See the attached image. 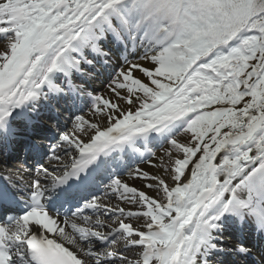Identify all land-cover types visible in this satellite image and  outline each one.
Masks as SVG:
<instances>
[{"label": "snow or ice", "instance_id": "obj_1", "mask_svg": "<svg viewBox=\"0 0 264 264\" xmlns=\"http://www.w3.org/2000/svg\"><path fill=\"white\" fill-rule=\"evenodd\" d=\"M199 5L200 25L169 45L129 0H0V144L38 97L76 116L30 181L0 180V264H208L243 184H264V0ZM101 26L154 67L126 64L86 118L87 89L53 73L87 79L77 53H100Z\"/></svg>", "mask_w": 264, "mask_h": 264}, {"label": "bare ground", "instance_id": "obj_2", "mask_svg": "<svg viewBox=\"0 0 264 264\" xmlns=\"http://www.w3.org/2000/svg\"><path fill=\"white\" fill-rule=\"evenodd\" d=\"M104 34H107V32L104 31ZM116 37H118V41H117L118 44L116 42L112 41V40L106 39L105 44L108 45V49L106 47H101L102 46L101 44H102V41H103L102 39L101 40L99 39L97 41L95 40L93 42L95 47H98L101 50L100 53H101L102 57L105 58L103 63L107 64V65H110L111 67H109V68H112V69L117 66V63H118L119 59L122 58L121 57L122 50H120L119 46H121V47L123 46L124 49L128 50L129 56H130V54H131V56L133 55L132 57H129L128 60L138 59L142 55V50H139V49H137L135 47L126 46L121 41L119 33H116ZM88 48H86L85 50H81L80 49V51H79L80 54L85 59H87L88 61H92L93 59H96V58H98V60L102 58L97 52H95L94 50H90ZM89 52H91V53H89ZM132 52H133V54H132ZM119 53H120V56L118 55ZM86 56L87 57L90 56V57L87 58ZM142 61L145 62V60H142ZM103 63L102 64L101 63L95 64L93 62L92 63V66H93L92 68L93 69H90L91 64L83 63V65L80 68H83L86 72L91 73V75L89 76L88 79L93 80V81L82 82L81 84H79V87L86 88L87 91L89 93H91V94H92V92L93 93H102V94L105 93L106 90L110 87L111 83L115 82V77L120 73V72H118V69H122V70L124 69V67H125L124 63L125 62H122V63L119 64V67L117 68L115 75L112 78H109L110 79L109 81H108V78H102L103 77V72H106L105 71L106 67L103 66ZM122 64H124V65H122ZM140 64L145 66L144 63H140ZM74 73H76V72H74V71L73 72H67V75L70 76L71 79H72V78H75V77H73V76L76 75ZM134 75L137 78L141 79L142 82H145V80L142 77V73H140L139 71H135ZM62 78H64V76H62ZM56 79L57 78H54V83H55ZM66 80L64 79V81H66ZM35 102H38V101H35ZM35 102L34 101L26 102L25 107L27 106L28 109H31V107L36 106ZM89 106H90L89 102H84L83 107L86 108V112H84L82 114H84L86 118H89V113H88ZM69 112L70 111H67V110L63 111L64 114H63L62 123L59 124V122L57 123L56 121H53L52 125L54 126V128H56L59 131V134H58V136L54 137L55 139L49 141L48 145H46L45 150H43V153L45 155L43 156V159H42L40 164H36V165H34L32 167V163H30V162L27 163L26 161H22V160H7L6 158L4 159V158L0 157V169H1L0 176H1V178L7 180L9 178L16 179L17 176H23L26 181H30L35 176V174L38 172V170L40 168H42L43 166L48 165L49 164V159H50V156H51V150L55 149L57 147L59 139L64 134V132L71 130V128H72V126L74 124V121L76 119V116L72 115V113L69 114ZM82 114L80 112L77 115H82ZM35 118H37V117H35ZM37 120L42 122V120H40L38 118H37ZM5 127H6V125H5ZM25 129H26L27 132H30L31 127L25 126ZM10 139H12V137ZM15 150H18V149H15ZM1 152L2 151L0 150V156H2ZM199 155H198V157H199ZM222 155H223V153L218 154L217 161H219L221 159ZM157 156H160V155L157 154ZM193 163H195V159L193 160ZM144 167H145V170H148V171H151V172L159 171L160 174L163 175V178L166 181H168L170 184L173 183L171 181L170 176L164 173L163 168H160L159 170H157V169L149 168L147 165H144ZM191 168H192V165H189V168H188V170H186V173H185V178H183L184 182H186L188 179H190V177H191ZM135 183H136V186L142 188V183L141 182L137 181ZM234 183H235V181H234ZM142 190L148 192L150 195H153V196L156 195V193L152 192L150 189H142ZM257 211H262V209H259ZM228 216H232V218H234V219L236 218L234 216V214H230ZM240 219H241V215H240ZM223 220L221 221L219 227L217 229L213 230L210 233L211 239L208 241L209 248L210 249H215V250H212V251H210L208 253V255H207L208 263H211L214 260L213 257L217 256V255H215L216 253L224 254V251H230L229 246H226V245H224L221 242L222 241V237L221 236L223 234H225V233H222V228H221L223 225H225ZM66 230H70V229H66ZM49 236L51 237V234H49ZM226 241L235 242V241H233V237L232 236L228 237L226 239ZM250 244L251 243L248 242L245 245V247H246L245 248L246 249L245 252L238 253L239 255L240 254L243 255V257L241 256L242 258L240 256L236 257V258L240 259L241 262H239V263L235 262L234 264H255V263H258V264H262L263 263L264 264V253H263V251H261L257 247H254L253 245L250 246ZM235 245L239 246L238 244H235ZM66 247H68L71 250V246L70 245H66ZM242 247L243 246H240L238 248L244 249ZM206 251H208V250H206ZM210 256L212 257L211 259H210ZM231 258H233V257H231ZM229 264H231V263H229Z\"/></svg>", "mask_w": 264, "mask_h": 264}, {"label": "clouds", "instance_id": "obj_3", "mask_svg": "<svg viewBox=\"0 0 264 264\" xmlns=\"http://www.w3.org/2000/svg\"><path fill=\"white\" fill-rule=\"evenodd\" d=\"M134 11L153 39L163 44H173L191 37L200 25L199 0H129ZM243 176L235 179L241 184ZM243 205L237 204L233 214L245 215L264 227V184L250 186L247 182L240 189Z\"/></svg>", "mask_w": 264, "mask_h": 264}, {"label": "rangeland", "instance_id": "obj_4", "mask_svg": "<svg viewBox=\"0 0 264 264\" xmlns=\"http://www.w3.org/2000/svg\"><path fill=\"white\" fill-rule=\"evenodd\" d=\"M85 50L86 49V46L84 45L82 48H81V50ZM134 58V57H133ZM131 59V58H130ZM131 61H134V62H138V63H144L145 64V67H148L149 69H152L153 67H154V65L150 62V60H145V62H143L142 60H139V59H133V60H127L124 64L126 65V64H128V63H130ZM124 64H122V65H124ZM119 67V65H117L116 67H114L113 69L112 68H110V69H107L108 70V72L106 73V72H103V77L102 78H108V81L110 80L109 78H112L114 75H115V73H116V70H117V68ZM122 71V69H118V72H121ZM142 77H143V79L145 80V83H150L148 80H147V78L146 77H144L143 76V74H142ZM90 81H93V80H90ZM102 93H95L94 95L95 96H99V95H101ZM91 102V101H90ZM89 102V104H91ZM124 107H126V105H123ZM88 110V109H87ZM84 112H86V108L81 112V114L82 113H84ZM63 121V120H62ZM51 130V129H50ZM50 130H47L46 132H45V136H50L51 134H52V132H50ZM39 132V131H38ZM55 134H57L56 132H55ZM181 139H183V137H181ZM165 147H167V145L165 146ZM13 152V156H12V158H19V155H17V153H18V150H15V151H12ZM157 154H159V155H162V151H160V150H157ZM199 155V153L197 154V156ZM233 225L235 226V223H233ZM228 229H229V227H227ZM233 231H234V228H233ZM217 255V254H216ZM214 259H215V261L213 260H211L212 262L211 263H208V264H229V263H223V262H221L220 261V259L222 260L223 259V256H220V255H218V256H214L213 257ZM228 261H233V259L232 258H229L228 259ZM239 262H240V260H239ZM234 264V263H233ZM255 264H257V263H255Z\"/></svg>", "mask_w": 264, "mask_h": 264}]
</instances>
